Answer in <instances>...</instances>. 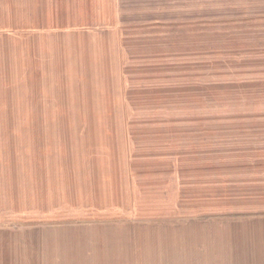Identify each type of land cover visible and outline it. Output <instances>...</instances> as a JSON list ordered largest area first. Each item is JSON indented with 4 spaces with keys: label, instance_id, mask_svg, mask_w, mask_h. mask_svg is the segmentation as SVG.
<instances>
[{
    "label": "rangeland",
    "instance_id": "rangeland-1",
    "mask_svg": "<svg viewBox=\"0 0 264 264\" xmlns=\"http://www.w3.org/2000/svg\"><path fill=\"white\" fill-rule=\"evenodd\" d=\"M12 9L0 264H264V0Z\"/></svg>",
    "mask_w": 264,
    "mask_h": 264
},
{
    "label": "crops",
    "instance_id": "crops-1",
    "mask_svg": "<svg viewBox=\"0 0 264 264\" xmlns=\"http://www.w3.org/2000/svg\"><path fill=\"white\" fill-rule=\"evenodd\" d=\"M9 10V32L6 36H0V44L5 45L0 47V87L18 88L19 40L18 28L15 23L13 26L12 0Z\"/></svg>",
    "mask_w": 264,
    "mask_h": 264
}]
</instances>
